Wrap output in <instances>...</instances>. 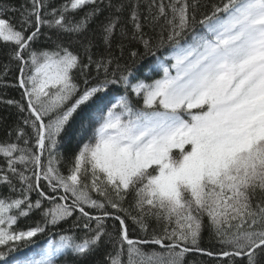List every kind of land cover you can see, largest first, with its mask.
I'll list each match as a JSON object with an SVG mask.
<instances>
[{
	"label": "snow or ice",
	"instance_id": "1",
	"mask_svg": "<svg viewBox=\"0 0 264 264\" xmlns=\"http://www.w3.org/2000/svg\"><path fill=\"white\" fill-rule=\"evenodd\" d=\"M201 7L0 5V40L13 45L0 81L14 61L22 90V102H4L26 113L0 141V264H90L101 249L98 264H185L193 251L216 264H264V0ZM125 8L144 54L169 49L143 78L110 51L118 27L127 37ZM101 17L106 55L89 35ZM161 20L159 39H146L145 22ZM205 228L218 251L200 247Z\"/></svg>",
	"mask_w": 264,
	"mask_h": 264
},
{
	"label": "trees",
	"instance_id": "2",
	"mask_svg": "<svg viewBox=\"0 0 264 264\" xmlns=\"http://www.w3.org/2000/svg\"><path fill=\"white\" fill-rule=\"evenodd\" d=\"M57 4L62 3L63 0H55ZM114 2H119V0H114ZM201 2V12L205 11L206 9L203 7V5H208L211 3H214L215 0H200ZM26 0H0V5L7 4L10 6H15L16 8H20L21 5L25 4ZM129 8H125L124 12L121 13V26L124 27L125 31L127 32V37H121L119 27L117 29V33L114 36L112 40V47L110 49L111 53L120 57V63L122 65H127L129 68H131L137 76H140L143 78L144 73L150 68L151 65H153L156 61L157 57L163 56L166 54L169 49L168 47L161 48L156 51V55L153 56L151 54H144V48L143 45L138 40H132L130 39L132 35V27L131 23L129 22ZM143 11V9H142ZM199 14L197 13V16L199 18ZM106 15V14H105ZM6 18H9L12 20L13 23H16L19 18L20 14L19 12H12L8 11L6 13ZM103 17L95 20L90 25V33L89 35L94 40L96 48L94 51L99 54H107L108 49L105 48L102 40V33L100 30V23L102 21ZM163 20L160 21L159 24L155 26V28H152L148 25L147 22H145L144 25V34L145 38H151L153 42H155L157 39H159V33L161 30V25H163ZM197 28L199 26L197 25ZM123 45V55L120 56V47L119 45ZM48 45L43 43H37L35 47H47ZM13 50V45L7 42H3L0 40V72L3 71V65L6 63H9V53ZM73 50H77L76 46H73ZM130 51H137L140 55L133 60L130 57ZM18 76V69L15 66V62H12L11 70L8 72L7 76L3 77V80L0 81V141L8 140L9 137L7 133L15 128L17 123L20 122L21 118L26 115V113H20L18 109L14 105H9L5 103L6 100H15V101H21V91L17 87H14L13 85L16 84V77ZM83 86V85H82ZM113 91L112 88L109 89V93ZM118 94H123V89H117L116 90ZM14 139V136L12 137ZM60 151L63 153L64 160L60 164L61 171L67 174V166H68V159L70 156V151L67 146L61 144L60 145ZM3 161L0 160V164H2ZM8 189L4 186H0V195H7ZM33 196H35V193H33ZM207 223V221H205ZM129 224L131 225V221H129ZM20 227H25V221L20 222ZM155 226L154 221H150V227ZM64 228H68L69 224H64ZM56 231H59L57 229ZM81 233H78L80 235ZM46 236L41 237L39 240L40 244L45 243ZM110 250V246H107ZM152 247L158 246H145V251H150ZM200 247L204 249H209L212 251H218L220 248V245L213 240L207 228H205V231L203 233V238L200 243ZM27 251V249H25ZM13 255H18V253H13ZM104 259V249H101L100 252H98L96 255L90 258V264H98L99 261H102ZM239 260V258H238ZM58 264H66V261L63 257L58 258ZM185 264H216L215 258H209L199 252H189L185 256Z\"/></svg>",
	"mask_w": 264,
	"mask_h": 264
}]
</instances>
